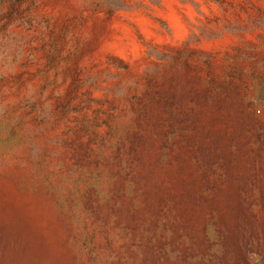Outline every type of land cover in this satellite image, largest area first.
I'll use <instances>...</instances> for the list:
<instances>
[{
	"label": "rangeland",
	"instance_id": "374dc122",
	"mask_svg": "<svg viewBox=\"0 0 264 264\" xmlns=\"http://www.w3.org/2000/svg\"><path fill=\"white\" fill-rule=\"evenodd\" d=\"M197 1L0 0V264H264V0Z\"/></svg>",
	"mask_w": 264,
	"mask_h": 264
},
{
	"label": "trees",
	"instance_id": "16d2710c",
	"mask_svg": "<svg viewBox=\"0 0 264 264\" xmlns=\"http://www.w3.org/2000/svg\"><path fill=\"white\" fill-rule=\"evenodd\" d=\"M152 2V4H160L163 0H150ZM182 2H191L194 6H196L198 8V11L200 14H203V11L201 9L202 4L200 2H198L197 0H180ZM206 1L208 4L216 3L219 6H222V0H204ZM131 8L132 6L128 5L127 3L125 4L124 9H128ZM166 26V25H164ZM191 26L193 28H197V30L199 31V33H196L195 31H192L191 35H190V40H195L196 42L200 41V39L202 38H209V39H213L216 38V23H211L209 25H205V26H199V25H195L194 23H191ZM167 28V27H166Z\"/></svg>",
	"mask_w": 264,
	"mask_h": 264
}]
</instances>
